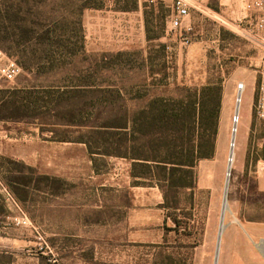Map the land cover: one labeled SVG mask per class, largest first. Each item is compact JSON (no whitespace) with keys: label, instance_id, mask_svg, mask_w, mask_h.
<instances>
[{"label":"rangeland","instance_id":"obj_1","mask_svg":"<svg viewBox=\"0 0 264 264\" xmlns=\"http://www.w3.org/2000/svg\"><path fill=\"white\" fill-rule=\"evenodd\" d=\"M127 1L0 0V48L22 67L15 82L0 83V91L8 93V102L22 101L23 94H11L15 90L55 94L53 113L38 109L42 102L37 94L28 99L36 107L25 113H17L10 104L0 108V118L5 120L0 121V141L17 150L22 146L29 164L14 163L10 170H17L16 175L0 174V183L33 186L30 191L17 189L18 197L12 194L18 204L13 209L0 192V218L15 216L0 223V262L215 264L232 136L238 130L219 264H264L259 248L264 240V119L257 111L264 57L243 64L246 90L237 128L241 82L230 83L227 94L223 57L212 47L206 46L201 54L191 46L177 49L169 61L160 42L129 47L122 31L132 21L138 25L142 21L152 36L163 34L171 4L137 0V10L117 11ZM228 2L223 7L221 0H208L212 11L194 12L195 32H212L215 22L243 27L245 20L241 24L238 16L241 7H236L239 0ZM104 21L117 33L112 40L98 33ZM230 41L228 48L239 39ZM244 44L252 43L243 38ZM180 55L184 73L189 72L187 83L185 77L178 81ZM208 83L223 86L215 155L198 162L197 188L178 194L184 211L183 229L176 234L168 231L173 224L166 220L160 188L136 185L132 161L98 154L103 144L100 133L105 126L119 124L126 111L134 114L149 108L155 98L177 99L186 90ZM252 106L253 113L249 112ZM19 115L23 121L15 122ZM70 122L74 125H67ZM36 151L42 156L39 174L30 162Z\"/></svg>","mask_w":264,"mask_h":264},{"label":"trees","instance_id":"obj_2","mask_svg":"<svg viewBox=\"0 0 264 264\" xmlns=\"http://www.w3.org/2000/svg\"><path fill=\"white\" fill-rule=\"evenodd\" d=\"M129 2L117 7V11L131 12L138 9L137 0H132L131 4ZM165 32L166 29L163 34L152 36L147 26V39L159 40ZM163 47L166 59L168 48L166 45ZM4 51L14 59L13 55ZM53 93L51 90H15L11 94L15 97L23 94L22 101L8 102L5 99L8 93L2 90L0 108L10 104L17 113H25L32 105L36 107L28 99L37 94L42 102L38 109L53 113ZM186 93L177 99L155 98L149 108L134 114L126 111L119 124L104 127L105 130L100 133L103 144L98 153L132 161L133 177L138 180L136 185L160 188L164 197L163 207L168 211L166 220L173 224L168 231L176 234L183 229L180 216L184 211L178 194L186 189L197 188L198 162L214 157L223 107V86L220 83H208L200 89L186 90ZM35 104L39 105V102ZM57 105H62V100H57ZM21 120L23 116L19 115L14 121ZM0 121L5 120L0 118ZM67 125L74 124L70 122ZM53 139L67 141L66 138ZM90 151L95 154L91 146Z\"/></svg>","mask_w":264,"mask_h":264},{"label":"crops","instance_id":"obj_3","mask_svg":"<svg viewBox=\"0 0 264 264\" xmlns=\"http://www.w3.org/2000/svg\"><path fill=\"white\" fill-rule=\"evenodd\" d=\"M229 2L228 0H221V6L228 7ZM232 7V5H231ZM237 8L241 7L238 15H243V19L245 20L243 24V30L239 29L236 25L234 27H229L227 24L215 22L213 26L212 32H204V30H200L195 32L194 28V41L192 46H195L197 50L202 54L205 47H212L217 53L219 54V57H223V68L227 70V77L225 79L227 85L225 86L226 92L228 94L230 83H234L236 80H239L241 83H245L243 80V72L245 71V67H243V64L245 62H250L257 60L258 57H264V13L263 12H254L253 14H250L246 11H244V8L242 9V4L238 2V5H236ZM197 13V12H195ZM200 13V12H199ZM233 12V14H235ZM132 19V18H131ZM109 22V21H108ZM133 23V24H132ZM132 25L130 28H127L125 31H122L125 36V40L127 41L129 47H136L138 45H150L153 42H160L162 45H166L169 49H177L178 44L175 40V38H171L167 36V31L169 28V22H168V28L166 29L165 35L161 37L159 40L156 41H149L147 39V32L146 28L142 24V21L139 22V25L137 21H132ZM114 26L110 25L109 23L103 22L101 26H99L98 33L101 36L109 37L111 40L113 37L117 34L114 32ZM196 33V34H195ZM196 37V38H195ZM243 38L250 41L252 44H244L243 45ZM231 39V41H235L239 39V42L236 43V45H230L231 47L228 48V41ZM230 43H234L231 42ZM194 47V48H195ZM249 49H255L256 52L252 53L249 51ZM206 55V54H205ZM183 56H179L178 64L179 68L177 69V75H178V81H181L182 78H186V83L190 80V77L188 78L189 72L186 71L184 73V70L182 68V61ZM248 76V75H247ZM248 78L251 79L250 76ZM246 85V83L244 84ZM246 87V86H245ZM252 88L255 92V85L252 82ZM264 97V94H261V97ZM254 105V103H253ZM253 107L249 108V112L252 111L253 113ZM27 157L24 155L22 151V146L20 150H17L14 145L10 144H4L3 141H0V174H6L7 176H11V174L16 175V171L10 170V167L13 166L14 163H25L27 162ZM41 159L42 156L39 151H36L35 153L31 154V166L35 167L36 173L39 174L40 167H41ZM49 167V164L48 166ZM19 188H26L30 191L33 186L31 185H25L18 181H6V183H0V192L4 193V197L6 201L9 202L10 209H13L12 206H18L17 202H15V199L12 194H17L16 190ZM37 191H40L38 186H35ZM33 191V189H32ZM13 192V193H12ZM17 196V195H16ZM18 197V196H17ZM20 198V197H19ZM21 202H24L25 199H19ZM15 219V216L13 215H7L4 216L3 219L0 218L1 222H6L9 220ZM2 264V263H0ZM5 264V263H4Z\"/></svg>","mask_w":264,"mask_h":264},{"label":"built area","instance_id":"obj_4","mask_svg":"<svg viewBox=\"0 0 264 264\" xmlns=\"http://www.w3.org/2000/svg\"><path fill=\"white\" fill-rule=\"evenodd\" d=\"M171 4V13L169 17V28L167 36L175 38L178 48L180 50L187 49L192 46L194 41V27L192 24V15L194 12L204 13L207 10L212 11L208 0H166ZM244 11L253 14L254 12L264 13V0H239ZM240 16L239 21L243 24V15ZM243 30L242 26L236 25ZM177 49H169L167 51V60H171L174 52ZM22 67L20 64L10 57L7 52L0 48V83L2 81L13 83L21 75ZM261 82L260 93L264 94V61L261 66ZM239 90L243 91V83H240ZM258 114L264 119V97L259 100L257 106ZM19 219V218H18ZM25 224L26 220H22ZM260 251L264 257V240L260 242Z\"/></svg>","mask_w":264,"mask_h":264},{"label":"bare ground","instance_id":"obj_5","mask_svg":"<svg viewBox=\"0 0 264 264\" xmlns=\"http://www.w3.org/2000/svg\"><path fill=\"white\" fill-rule=\"evenodd\" d=\"M245 90H246V87L243 84V91L239 90L240 92H239L238 97H237L236 116L238 117V119L235 123L237 128L240 126L239 125V123L241 121L240 108H241V103H242V99H243V95L245 93ZM237 139H238V130L232 136L233 145H232V149H231L230 157H229L228 170H227V181H226V193H225V200H224V205H223L224 218H225V213L229 211V193H230V186H231V181H232V176H233V171H234V166H235L236 147L238 144ZM224 218L222 219V224H221V228H220L221 246H222L224 233H225L226 228H227L225 221H224ZM221 246H220V250H221ZM259 248L261 249L260 246H259ZM219 257H220V255H219ZM218 264H219V260H218Z\"/></svg>","mask_w":264,"mask_h":264},{"label":"water","instance_id":"obj_6","mask_svg":"<svg viewBox=\"0 0 264 264\" xmlns=\"http://www.w3.org/2000/svg\"><path fill=\"white\" fill-rule=\"evenodd\" d=\"M223 218H224V215L222 213V219ZM220 246H221V234L219 232V236H218V246H217L216 258H215V264H218L219 254H220Z\"/></svg>","mask_w":264,"mask_h":264}]
</instances>
